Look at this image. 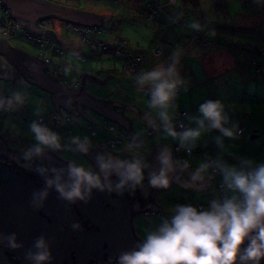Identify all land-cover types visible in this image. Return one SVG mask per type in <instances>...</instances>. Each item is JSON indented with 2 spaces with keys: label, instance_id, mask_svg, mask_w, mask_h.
<instances>
[{
  "label": "water",
  "instance_id": "obj_1",
  "mask_svg": "<svg viewBox=\"0 0 264 264\" xmlns=\"http://www.w3.org/2000/svg\"><path fill=\"white\" fill-rule=\"evenodd\" d=\"M10 11L13 18L19 19V25L30 31L44 33L55 44L64 47L69 42H64L57 32L39 24V20L46 17H56L67 23L98 27L103 23V16L93 11L66 7L48 0H0ZM100 31V30H99ZM102 31V30H101ZM103 40H99L102 43ZM0 54L7 61L0 58V77H11L17 69L27 80L48 91L52 99L54 109L61 113V109L71 112V106H76L78 114L84 116L91 123L95 122L87 110H91L105 119L123 127L125 137H134L140 143V134L135 128L136 114H125L123 107L135 110L140 114L139 108L133 104H124L111 98L97 97L86 88L87 80L93 83H101L98 77L91 73L81 74V85L76 88L66 86L53 77L48 70L46 61L36 55L12 46L9 41L0 37ZM47 66V71L45 69ZM8 74V75H7ZM103 84V83H101ZM6 132L0 133V158L7 159L16 165L31 167L33 181L23 182L31 184V190L38 192L40 184L47 186V196L40 197L38 193L31 195V200L25 205L31 207V252L24 264H37L34 254L39 251L37 241L43 238L49 251V259L41 264H120L119 257L125 253L137 249L142 243L134 225V219L142 212L150 213L160 210V205L155 201V190L163 186H153L149 183L151 175L161 168L159 156L165 149L170 152L173 160V169L168 173L170 180L178 181L187 188L194 187L197 190L206 189V183L211 179L199 178L194 180L192 169L179 165L174 161L172 149L166 145H155L146 154L147 166L140 154L135 155L127 150L113 151L106 144H97V148L82 150L79 145L81 140L72 141L89 160L92 168L104 176L103 186L93 188L83 198L72 201L63 197L55 186H49L50 177L60 175L66 181L68 179V166L73 161L60 158L52 151L44 150L39 154H33V159L41 162L42 166H35L34 162L26 160V164L20 161L25 157V152L18 148L10 147ZM10 137V136H9ZM124 137V138H125ZM20 141L19 136L11 137ZM87 146V143L86 145ZM31 151V148H29ZM28 149V150H29ZM29 151V152H30ZM111 157L114 160L139 159L143 166L144 180L140 184L129 181L123 187L118 186L119 173L109 170L108 175L101 172L99 156ZM75 163V162H74ZM187 175V178L181 175ZM25 177L17 176L16 166L0 161V264H18L7 254L11 249L14 239L13 234L26 226L16 218L15 203L12 192L14 187ZM170 183V182H169ZM41 188V189H43ZM49 193V194H48ZM173 214L169 215L170 218ZM20 233V232H19ZM24 250V249H23ZM21 256V255H20ZM21 264H23L21 262ZM234 264H240L237 260ZM264 264V259L261 260Z\"/></svg>",
  "mask_w": 264,
  "mask_h": 264
},
{
  "label": "rangeland",
  "instance_id": "obj_2",
  "mask_svg": "<svg viewBox=\"0 0 264 264\" xmlns=\"http://www.w3.org/2000/svg\"><path fill=\"white\" fill-rule=\"evenodd\" d=\"M60 4L71 6L86 11H93L103 16V23L100 26L101 34L98 35V39L103 37L111 41L114 37H122L129 42L131 48H139L144 51L146 58V65L141 71V74L158 67H162L165 61L171 60L173 63L184 62L187 69L193 68L203 70L200 66L211 58L214 54H210V47L214 43L213 38H218V49L223 48L229 55L237 56L241 58L244 65L240 69L236 70L230 67L224 73L223 80L227 85H232L234 82L238 83V87L244 86V76L248 77L252 81V89L258 90V96L264 100V72H255L253 65L250 61V57L258 59L259 63L264 64V0H176V4L171 5L169 8L180 20V23L171 21L170 25H163L159 30L153 28V21L148 17V5L152 0H54ZM142 1V2H141ZM157 2H169L171 0H156ZM138 3V4H137ZM263 8V9H261ZM56 18V17H55ZM52 18L50 26L53 25L54 30L59 37L64 41L71 38L79 40L77 33L67 30L65 27L66 22L58 18ZM4 19V10L0 6V20ZM182 22L187 23L184 25ZM104 30V31H103ZM195 30H201V35L206 36L210 41L209 46L204 47L196 38ZM103 32V33H102ZM218 35V36H217ZM162 39L165 43V49L161 53H157L154 49L155 42ZM218 39V40H219ZM81 44L83 42L79 41ZM10 43L12 46L18 47L23 51H26L33 55H38L41 46L32 41L25 35L23 28H18L16 33L12 36ZM87 45V44H84ZM236 45L237 47H231ZM239 46H248L247 50L237 49ZM91 48L93 52L88 48L87 52H81L85 56L81 60L78 55L74 54L71 48L66 50L65 55H54V62L58 64H65V57L69 59V65L66 66L67 78L69 82L74 79H80L82 70L85 68L89 72L96 68L99 70L111 69V78L107 76L109 73H101L100 79H104V83H93L88 81L87 90L95 96L101 93L103 95L114 97L116 99L123 98L122 94L124 87H126V72L123 70V65L126 59L118 56L112 50L105 51L102 49L101 44L92 43ZM249 53V57H248ZM86 59V60H85ZM64 60V61H63ZM169 62V63H171ZM92 63V67L90 64ZM178 63L174 64L175 68ZM66 65V64H65ZM77 65V68L76 66ZM84 65V66H83ZM84 67V68H83ZM71 70L73 72L71 73ZM99 70H95V74ZM199 73V72H197ZM239 77H238V75ZM257 74V76L255 75ZM73 75V76H72ZM237 75V77H236ZM74 77V78H73ZM231 78H233L231 80ZM22 77L16 85L17 89H9L6 86L7 94H14L19 92L23 95V103H17L10 106L9 110L0 111V131L6 132L10 137L19 136L20 141L13 139L15 146L20 148L29 149L33 147L37 142L34 135L31 132V124L36 122V119L40 116L50 117L55 112L52 106V100L50 93L45 90L35 87L42 95H34L31 93L29 97L24 96L29 94L27 91L31 85ZM123 81V88H116V82ZM132 84V83H131ZM132 84L130 91L135 88L144 89L143 84L135 87ZM3 87L0 86V90ZM140 91L135 95H139ZM123 95V96H122ZM132 95V94H131ZM132 98L129 94L125 95ZM12 97V96H11ZM45 97V104L43 98ZM133 99V98H132ZM262 111H264V104ZM47 108L51 109L50 114L47 112ZM97 123L93 125L97 129L96 134L91 133L89 123L83 116H77L73 119L71 125L75 134L82 137L92 138L94 140H107L113 136V133L108 130V126L104 125V118L97 113L91 111ZM60 119L63 124L67 122L66 113H59ZM262 121L264 122V116ZM163 123V122H162ZM135 128L139 131L138 134H142L143 123L139 120L135 121ZM148 131V130H147ZM146 132V131H145ZM67 132L64 131V134ZM60 137V143L61 136ZM67 139V138H66ZM122 147L130 148L136 152L142 153V145L138 144L134 137H125L120 144ZM62 157L73 161L77 164H82L86 168H90V164L86 159L78 154L74 147L67 143V140L59 148H55ZM142 149V150H140ZM256 162H264V154L261 152L256 157ZM174 191H177L176 189ZM168 197L167 201L170 202ZM173 199L180 200V193H174ZM167 209L168 207L165 206ZM165 220H168L163 212L159 213H142L136 216L134 220L135 229L137 235L143 239L145 234L151 230L158 228Z\"/></svg>",
  "mask_w": 264,
  "mask_h": 264
},
{
  "label": "clouds",
  "instance_id": "obj_3",
  "mask_svg": "<svg viewBox=\"0 0 264 264\" xmlns=\"http://www.w3.org/2000/svg\"><path fill=\"white\" fill-rule=\"evenodd\" d=\"M139 82L151 85L150 105L162 109L159 116L165 122L166 131L171 136H179L181 143L198 137L205 121L226 136L234 134L232 128L224 125L227 116L223 104L211 99L199 105L202 118L198 122L201 127L188 128L179 133L172 127L166 109L180 83L174 64L142 73ZM23 100V95L17 92L7 103L12 106L23 103ZM31 132L37 143L26 153V158L41 153L45 146L54 149L61 146L59 134L45 124L33 122ZM86 141L87 138L79 145L84 151L87 150ZM98 159L101 172L105 175L110 174L109 170L119 173V187L129 181L140 184L144 180L139 159L114 160L103 155ZM159 159L161 168L151 175L149 183L167 186L173 160L167 149L161 152ZM216 163L222 171L226 189L233 194L212 200L205 208L191 203L173 206L171 218L147 232L137 249L123 253L119 257L120 264H234L237 260L240 264H261L264 259V162L245 158L239 165ZM208 167V163H202L195 170L193 179L201 178ZM103 179L101 173L73 162L68 166L66 181L58 174L48 178L47 183L54 185L63 197L72 201L83 198L93 188L102 187ZM41 195H47V191H42ZM37 247L40 250L34 254V259L41 264L49 259L43 238L37 241Z\"/></svg>",
  "mask_w": 264,
  "mask_h": 264
},
{
  "label": "crops",
  "instance_id": "obj_4",
  "mask_svg": "<svg viewBox=\"0 0 264 264\" xmlns=\"http://www.w3.org/2000/svg\"><path fill=\"white\" fill-rule=\"evenodd\" d=\"M171 1L172 3H169L166 1L165 4L167 7V10L173 16L174 13L170 10L169 7L171 5L176 4L177 2L176 0H171ZM103 39L104 38L102 37L98 39V41L95 43L99 44V40H103ZM218 39H219V36L218 38H215V39L213 38L214 43L210 47V51H211L210 54L211 55L214 54V56L211 58L207 57L208 60H206V62L202 64V66H200L201 68H203V70H201L200 68L198 70L193 69V68L187 69V66L184 62H181V63L176 62L178 63V66L176 67V77L179 79L180 83L177 85L178 91H176V94L170 100L169 106L167 107L166 111L168 112L169 116H171V115L179 113L181 110H186L187 115L185 119L189 123L188 128H197V127H201L198 121L200 118H202V114L199 112V105L209 99L219 100L223 104V110H224L225 115L227 116V120L224 121V125L226 127L232 128L234 131V134L232 136H226L220 131V129L211 127L210 123L208 121H205L201 129L200 135L198 137L189 139L188 141L181 143L179 136H175V137L171 136L168 134L166 129H161L155 132L154 134L144 138V141L141 144L143 150L140 149L142 150V153L137 152L138 154H140L141 158L144 159V162L146 163L144 166H147L148 164V161H147L148 158L146 154L151 151V148H154L155 145H158V144L169 146L172 149L174 161L182 166L186 164L189 168L192 169L191 172L193 174L195 170L202 163L209 164L208 157H206L203 154V152L207 150L208 148L212 149V153L210 156L213 158L214 164L216 166H217V163H216L217 161L226 162L232 165H239L241 163V160L245 158H249L253 160L254 162H256L257 161L256 157L261 152L264 154V122L262 121L263 116H264V111H262V106H261L262 104H264V100L263 98H260L257 95L258 94L257 89H252L251 87L252 81L246 76H244L243 78L244 79L243 87H238V83H235V82L232 85H227V83L223 80L224 73L227 71V69H229L230 67L232 68L235 67L233 69L236 70V73L238 69H240V73H241V68L243 67L244 63L241 58H238L237 56L229 55V52H227L223 48L218 49L217 46L219 44L222 45V43H219L220 39L219 40ZM79 41H80V37H79V40H76L75 37L74 39H71V38L67 40L64 39V42H69V45L64 46L65 53H66V50L70 48L72 49L70 51H72L75 55L77 54L78 57H81L79 50L85 53L88 51L87 49L89 48L93 52L91 45L90 46L84 45V44H81ZM106 41H109V39H106ZM209 43L210 41H207V43L203 44V46L207 47L209 46ZM128 45H129V42H128ZM65 53L63 55H65ZM50 55L54 57V55H57V54H54V52L51 51ZM81 55L85 56L83 53ZM248 57H249V53H248ZM83 58L84 57L80 59L83 60ZM64 60L63 61L66 62L65 63L66 65L65 64L64 65L68 66L69 65L68 57H65ZM169 62H171V60L165 61L162 67L167 68L173 64H176L173 62L171 63ZM75 66L77 68V65ZM90 66L92 67V63L90 64ZM96 69L99 70L98 68ZM96 69L94 67L91 73L95 74ZM253 69L256 72L254 67ZM65 71H66V68H65ZM65 71L63 73L67 80V83L69 85L76 83L78 79H74L72 80V82H69L67 75H66L67 72ZM106 71L107 73H109L107 77L111 78L112 77L110 73L111 69L102 68V70H99L97 74H95L98 77V79L96 80L100 81L101 83H104L105 82L104 79H100L99 76H102L100 74L101 73L104 74L106 73ZM72 72L73 70H71V73ZM84 73L91 74L89 70L88 69L86 70L85 68L82 70V74ZM255 75L257 76V74ZM22 77L24 76L23 75L16 76L15 78H12L13 80L11 79V77L10 78L0 77V86L3 87L0 90V94L8 95L11 98V96L13 95L12 94L9 95L6 93L7 92L5 90L6 86L11 90L17 89L16 85L18 84V82H20L19 80ZM123 78L126 79V81H124L125 84L123 83V81L119 82L121 84V88L124 87L123 84L126 85V87H124L125 90H123L122 92V94H124V96L122 95L123 98L116 99L114 97L108 96L107 94L103 95L101 93L98 96L104 97L105 99H108V98H111L112 100L115 99L124 104L134 103L139 108L140 114L137 113L135 110L129 109L127 107H123V111L125 114H130L132 116L136 114L137 116L136 120H139L140 123L141 122L143 123V126H142L143 128H141L142 132H145V131L147 132V130L150 129V127L154 124H157V123L162 124L163 120L159 116V112L162 109H160L159 107H153L149 103L151 99V90H152L151 85L145 83L142 85L144 89H140V88L133 89L132 91H134L135 94L140 91L139 95H135L127 87H130L135 82L136 84L134 86L137 87V85L140 84L139 79H137L136 77L129 76L127 74ZM232 79L233 78H231V80ZM24 80L31 85V87H28L26 91L28 92L29 88H31V90L29 91V94H25L24 96L29 97L31 93H33L34 95L40 94L42 95V97L44 96L43 92H40L39 90L33 87V86L39 87L38 85L30 82L26 78ZM127 94L132 96L133 99L125 96ZM44 101H45V97H44ZM52 106H53V103H52ZM9 109H10V106L6 110H9ZM53 110L55 111L53 115H51L50 117H47V116L45 117L48 123L53 124L52 129L55 130L59 134L60 132L58 129V124L59 123L61 124L64 121L60 119L59 117L60 112L56 111L54 109V106H53ZM61 110H62L61 112L64 111V109H61ZM47 112L50 114L51 109L47 108ZM240 127L242 129L241 132L239 131ZM116 129L120 131L124 130L123 127H121L120 125H118ZM176 131L178 133L181 132L179 130H176ZM0 133H2V131H0ZM137 133H139V131H137ZM74 138H79V140L85 142V137L75 134L74 130H72V131L67 132V139H65L67 140V143H69L71 146L74 147V150L77 153L82 154L81 150L78 149L75 146V144L71 142V140L72 141L76 140ZM86 138H87V141H86L87 149L97 148V144H95V142L99 144H103V143L106 144L108 140L107 139V140L101 141L98 139L94 140L92 138H88V137ZM20 146L16 148H19ZM120 147L122 146L120 145ZM32 148L33 147H31V149ZM122 148H127V147H122ZM127 149L133 152H136L130 148H127ZM187 149H191L192 152L188 154ZM184 158L186 159V162L184 161ZM181 176L184 178H187V175L185 174H182ZM202 177L211 179V183L210 184L206 183L205 185L207 187L206 189H203V190H197L194 187L187 188L185 186H182L178 181H173V180H170V183L167 186H163L155 190V193H154L155 201L160 205V210L158 211L151 210L152 211L151 213L163 212V214H165L166 217L170 219L169 215L173 214L171 212V209L173 206L177 204L191 203L197 206H199V204H203L205 208L210 205L212 200L223 198V197L218 196L219 191L217 189V182L219 180H223L222 173L215 174L213 170L211 169V167L209 166L202 173ZM175 189L177 191H174ZM175 192L176 194L178 192L180 193V198H181L180 200L173 199ZM226 192H227L226 196L233 194L228 189H226ZM170 196L172 197L170 198V202H168L167 199ZM165 206H167L168 209ZM142 213L146 214V212H142Z\"/></svg>",
  "mask_w": 264,
  "mask_h": 264
},
{
  "label": "built area",
  "instance_id": "obj_5",
  "mask_svg": "<svg viewBox=\"0 0 264 264\" xmlns=\"http://www.w3.org/2000/svg\"><path fill=\"white\" fill-rule=\"evenodd\" d=\"M0 4H2L1 1H0ZM7 13H8L7 19L4 22L0 23V37H4V39L9 41L12 38V36L16 33V30L18 28H23V27L19 25V21H20L19 19L13 18L11 16L9 9H7ZM153 14H154V16H158V17L162 16L158 12V10H155ZM49 20H50V18H47V17L42 18L41 20H39L40 21L39 24L44 26V27H47ZM167 22H169V21H167ZM160 25H162V21L156 22L154 25V29H158V27ZM65 27L67 30H72L73 32L77 33L80 36V41L83 43L88 42L94 34L99 33L101 31L98 27L93 28V26L76 25V24L67 23V22L65 24ZM23 29L25 30V35L29 39H31L32 41H35L36 43H38L41 46V50H40L38 56L46 61L49 73L53 77H56L58 80H60L63 84H66L67 80H66L65 76L63 75L64 65L54 63L52 60V56L50 55L51 51L54 52V54L63 55L65 53V47H62V46L55 44L53 41H51L49 38H47L44 33H37L34 31H30L27 28H23ZM198 32H200V30H195V33H198ZM205 43L206 42H204V44ZM127 44H128V42L122 38H115L114 40L112 39L111 41H106V40L102 41V47L104 50L112 49L122 57H126L127 54H129L132 51L131 53L133 55V58H131L129 63H126L123 65V70L128 75H130L132 77L139 78L141 75V70L144 66V58L142 56V51H141V49H130V48H128L129 46ZM163 47H164V44L159 41L155 44L154 49L156 50L157 53H161L163 50ZM115 87L121 88V84L119 83V81L116 82ZM176 91H178V89H176ZM3 99L4 98H1V100H3ZM4 108L5 107L0 106V110H3ZM186 115H187V111L181 110L179 113L169 116V118H170L169 122L171 123L172 127H174L176 130H179L181 132L186 130L189 127V123L185 119ZM36 122L41 123V124H45L49 128L51 127L50 124H52V123L47 122V119L45 116L38 117L36 119ZM66 128H69V123L66 122L65 124H63V123L58 124V129H60V130L63 129V131H65ZM109 129L113 133V136L111 138H109L106 142V145H108L110 149H112L113 151L125 149L129 153H134L135 155H137V153H135L131 150H128L127 148L120 147V143L123 141V139L125 137L124 131H120V130L116 131L115 127L111 126V125L109 126ZM161 129H166L164 121L162 124L157 123V124L152 125L150 127V129H148L147 132H143L139 138L140 143L144 140V138L154 134L155 132H157ZM239 131H241V127L239 128ZM60 136H62V135H60ZM54 150L55 149L53 148V151ZM191 152H192L191 149H187L188 154H190ZM211 153H212L211 148H208L207 150H205L203 152V154L206 157H208L209 166L211 167L213 172L215 174L222 173L221 169L214 164V160L210 156ZM184 161L186 162L185 158H184ZM217 189L219 191V194H218L219 197H225L226 196L227 192H226V188H225V184H224L223 180H219L217 182ZM199 207L204 208L203 204H199Z\"/></svg>",
  "mask_w": 264,
  "mask_h": 264
},
{
  "label": "flooded vegetation",
  "instance_id": "obj_6",
  "mask_svg": "<svg viewBox=\"0 0 264 264\" xmlns=\"http://www.w3.org/2000/svg\"><path fill=\"white\" fill-rule=\"evenodd\" d=\"M61 5H63V4H61ZM64 6H66V5H64ZM66 7H71V6H66ZM72 8H74V7H72ZM47 18H50V20H49L48 26L45 28V30L47 28H53V25L50 26L53 17H47ZM38 22H40V21H38ZM102 49H103V47H102ZM0 58L2 60H4V61L5 60L7 61L5 56L2 55V54H0ZM39 58L43 61V59L41 57H39ZM52 60H53V57H52ZM53 62H54V60H53ZM43 63H44V61H43ZM65 68H66V66H64V71H65ZM45 69H46V72L48 73L46 65H45ZM20 75H22V74L17 69H15V73L14 74L9 73L8 76H11V79H12V78H15L16 76H20ZM63 75H64V73H63ZM7 78H10V77H7ZM58 81H59V83L63 84L60 80H58ZM88 81L89 80H87L86 85H87ZM63 85L72 86V87L78 88L81 85V78L78 79L76 81V83H74L72 85H69L67 82H66V84H63ZM1 98H4V99L1 100ZM9 99H10V97L8 95L0 94V101H3V103L0 104V106L5 107L3 110H0V111H4V110L9 108V104L7 103V101ZM42 100L45 103L44 98ZM85 111L87 112L88 115H91L94 118V116L91 113V110H87L86 109ZM63 112L66 113V116H67L66 120L68 119L67 123H69V128H66L65 132L72 131L73 130V125H71V123H72L73 119L76 118L77 116H83V115L77 113L75 105L71 106V112L70 113L67 110H64ZM94 120H95V118H94ZM95 122H96V120H95ZM52 125L53 124H50V126H51L50 128L51 129L53 128ZM93 125L94 124L89 123L91 133L96 134L97 129L95 127H93ZM104 125L108 126V130L109 131H110V129H109L110 125L114 126L115 129L118 126L114 122H112L110 120H107V119L104 120ZM116 131H119V130L116 129ZM59 132H60L59 134L62 135L61 136V141H62V144H63L64 140L67 138V133L64 134L63 129L62 130L59 129ZM6 136L8 137V143H9L10 147L16 149V147H18V146L13 145L14 140L11 137H9L8 134H6ZM45 148L47 150L52 151L54 154L58 155L60 158H64V157H62V155L56 149L53 151V148H51V147H45ZM20 149H21V151L25 152V154L30 151V149L29 150H27L25 148H20ZM78 154H80V153H78ZM81 155H82L83 158L86 159L87 163H89V160L83 154H81ZM27 158L24 157L22 159V161H20V163L21 164H26ZM64 159H66V158H64ZM29 160L34 162L35 166H37V167H41L42 166L41 162L34 160L32 155L29 157ZM0 161L1 162H6L9 165L16 166L17 176L25 177L23 180H19V183L14 187V191L12 192V195H13V202L15 203V209H16V218L15 219H17L20 223H25L26 226L24 227V229L22 228V231H19L20 233L17 230V232L15 234H13V236H12V239H14V243H12V245H11L12 248L11 249L14 251V253L12 251L11 252L10 251L7 252L9 257L11 259H13L16 263L21 264V262H22L24 264L25 262H27V258H29V251L31 252V230L29 231V224H31V210H30L31 207H30V209L27 208L26 205H25V202L31 200V195L32 194L38 193V195L40 197L47 196V195H44V196L41 195L42 191L47 189V186L45 188H43V185L40 184V187H38V190H37L38 192H34L33 193L31 188H34V186H32L31 184H23L24 181L28 182V183H29V180L33 181V178H34L33 177L34 175L31 172V167H27V166H29L28 164H26V166L22 167L20 165H16V163H14L12 161H8L7 159L0 158ZM90 169L93 170L94 172H96V170L92 168L91 164H90ZM41 188H43V189H41ZM91 263L93 264V261H91Z\"/></svg>",
  "mask_w": 264,
  "mask_h": 264
},
{
  "label": "trees",
  "instance_id": "obj_7",
  "mask_svg": "<svg viewBox=\"0 0 264 264\" xmlns=\"http://www.w3.org/2000/svg\"><path fill=\"white\" fill-rule=\"evenodd\" d=\"M48 1H50V2H53V3H57V4H60L59 2H57V1H54V0H48ZM140 0H136V2H138V3H140L139 2ZM142 2V1H141ZM137 3V4H138ZM61 5V4H60ZM0 6H1V8L4 10V19L3 20H0V23H2V22H4L6 19H7V17H8V13H7V7L2 3V4H0ZM155 10H158V12L162 15L161 17L159 16H154V11ZM148 17L153 21V23H154V25H155V23L156 22H161L162 21V25H160L159 27H158V29H155V30H159L163 25H170V23H171V21H174V22H177V23H180V20L177 18V16L176 15H171L170 13H169V11L167 10V7H166V4H165V2H157L156 0H152L151 2H149V5H148ZM53 18H55V17H53ZM167 21H169V22H167ZM184 25H188L187 23H185V22H182ZM154 25H153V28H154ZM18 30V29H17ZM16 30V31H17ZM101 30V29H100ZM72 31V30H71ZM104 31V30H103ZM73 32V31H72ZM103 33V32H102ZM194 33H195V31H194ZM201 30H200V32H198V33H195V35H196V39L200 42V43H202V44H204V42H206L207 43V41H209L208 39H207V37L206 36H202L201 35ZM99 34H101V32H99V33H96V34H94L91 38H90V40L88 41V42H85L84 44H87V45H91L92 43H95V42H97L98 41V35ZM80 37V36H79ZM102 38V37H101ZM117 38H122V37H117ZM115 39V37L113 38V40ZM123 39V38H122ZM11 40V39H10ZM10 40H9V42H10ZM103 40H106V39H103ZM162 42L163 44H164V47H163V50L165 49V43L162 41V40H158V41H156L155 42V44L157 43V42ZM205 43V44H206ZM128 45V44H127ZM129 46V45H128ZM231 47H234V48H236L237 46L236 45H232ZM128 48H130V47H128ZM247 48H249L248 46H239L237 49H243V50H247V51H250V50H248ZM130 49H139V48H130ZM162 50V51H163ZM142 51V56H143V58H144V66H143V68H142V70L144 69V67H145V65H146V58H145V54H144V51L143 50H141ZM115 52V51H114ZM132 52V51H131ZM129 53V54H127V56L126 57H123V58H125L126 59V62L124 63V64H126V63H129V61L131 60V58H133V55H132V53ZM116 53V52H115ZM117 54V53H116ZM118 56H120L119 54H117ZM120 57H122V56H120ZM79 58H81L82 59V56L81 57H79ZM250 61H251V63H252V65L254 66V68H255V70H256V72H264V64H261V63H259V61H258V59L256 60L254 57H250ZM65 66V65H64ZM141 70V71H142ZM127 74V73H126ZM128 75V74H127ZM130 76V75H129ZM137 79H139V78H137ZM178 89V88H177ZM241 131H242V129H241ZM240 131V132H241Z\"/></svg>",
  "mask_w": 264,
  "mask_h": 264
},
{
  "label": "bare ground",
  "instance_id": "obj_8",
  "mask_svg": "<svg viewBox=\"0 0 264 264\" xmlns=\"http://www.w3.org/2000/svg\"><path fill=\"white\" fill-rule=\"evenodd\" d=\"M112 50V49H111ZM106 51H108V50H106Z\"/></svg>",
  "mask_w": 264,
  "mask_h": 264
}]
</instances>
